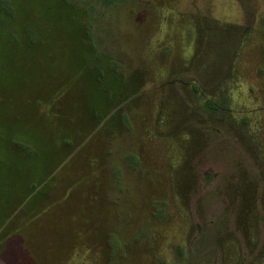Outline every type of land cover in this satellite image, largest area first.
<instances>
[{
	"label": "rangeland",
	"instance_id": "1",
	"mask_svg": "<svg viewBox=\"0 0 264 264\" xmlns=\"http://www.w3.org/2000/svg\"><path fill=\"white\" fill-rule=\"evenodd\" d=\"M0 264H264V0H0Z\"/></svg>",
	"mask_w": 264,
	"mask_h": 264
},
{
	"label": "trees",
	"instance_id": "2",
	"mask_svg": "<svg viewBox=\"0 0 264 264\" xmlns=\"http://www.w3.org/2000/svg\"><path fill=\"white\" fill-rule=\"evenodd\" d=\"M213 110V109H212Z\"/></svg>",
	"mask_w": 264,
	"mask_h": 264
}]
</instances>
